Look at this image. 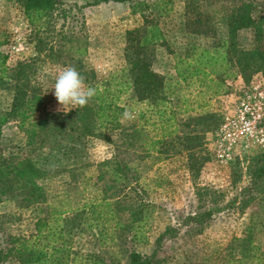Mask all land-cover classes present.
Returning <instances> with one entry per match:
<instances>
[{
    "label": "trees",
    "instance_id": "obj_1",
    "mask_svg": "<svg viewBox=\"0 0 264 264\" xmlns=\"http://www.w3.org/2000/svg\"><path fill=\"white\" fill-rule=\"evenodd\" d=\"M10 1L22 9L33 53L8 65L9 55L1 49L9 37L0 31V94L6 100L0 105V140L2 128L9 123H16L25 135L24 146L16 152L5 154L0 145V205L12 201L18 209L41 207L42 215L34 221L33 235H9L0 241V264H264V145L257 143L228 164L247 163L246 185L238 184L243 175L237 167L229 185L231 197H226L227 190L196 187V210L179 217V225L194 224L202 231L218 215L237 210L248 215L241 237H234L208 259L169 263L157 255L163 241L178 233L169 225L156 238L151 254L136 249L148 244L146 228L158 207L148 199L141 183L142 171L172 154L184 155L193 178H197L209 160L204 134H215L224 120L211 113L177 120L166 95L165 78L151 68L153 48L169 46L157 21L145 15L159 2L97 0L76 9L61 0ZM110 1L129 3L131 13L142 16L144 23L125 32V66L98 78L84 64L88 40L83 32L85 23L78 15L82 8ZM216 1L184 0L183 27L191 39L179 45L183 55L176 57L174 65L177 82H196L211 97L227 94L228 81L236 79L228 71L232 63L243 81L264 80V47L259 45L264 0H223L215 7ZM219 25L227 30L225 38H216ZM245 29H253L258 41L250 49L239 46L238 33ZM199 38L211 42L198 44ZM45 64L76 67L87 83L98 86L96 97L83 108L49 112L48 99L38 82ZM125 96L145 106L139 124L122 125ZM199 126L215 128H196ZM180 127H192L191 133L181 132ZM68 134L79 141L102 140L111 154L80 167H38L34 159ZM62 173L68 174V181L59 190L49 191L45 181ZM72 193L79 200L74 202Z\"/></svg>",
    "mask_w": 264,
    "mask_h": 264
},
{
    "label": "rangeland",
    "instance_id": "obj_2",
    "mask_svg": "<svg viewBox=\"0 0 264 264\" xmlns=\"http://www.w3.org/2000/svg\"><path fill=\"white\" fill-rule=\"evenodd\" d=\"M61 1L67 5L70 4L73 8H78L97 0ZM146 1L159 2L158 7L151 8L145 15L149 19L157 21L169 46L167 48L157 44L153 48L151 68L165 78L167 83L166 95L177 120L183 121L189 116L203 113L220 115L224 117V120L215 134H204L206 143L204 149L207 153L206 158L209 160L201 169L197 178H193L184 155L172 154L171 157L163 159L142 171L141 183L148 191V199L158 207L155 209L146 228L145 237L148 239V244L138 245L136 249L142 254H151L154 251L156 238L164 231L166 226L170 225L177 229L178 233L173 239L163 241L162 247L157 253L158 257L165 258L169 263L182 262L188 259L202 261L225 248L234 237H241L248 222V215L241 214L237 210L225 212L205 225L202 231H198L194 224L179 225L181 222L179 217L193 213L196 210L198 205L195 196L196 187L211 186L216 190H227L226 197H231L232 193L229 185L236 177L234 169L237 167H240L243 175L241 182L238 184L241 186L246 185L247 163L243 162L239 166L232 165V167H229L228 164L235 156L242 157L244 154L243 144H241L243 141H239L235 137L236 131L242 122L241 103L249 104L251 108L252 115L248 114L245 119L250 118L252 120L255 113L264 114V107H258L263 101L258 97L254 98L255 87L262 79L252 78L250 81H243L236 66L232 63L228 71L234 73L236 79L228 81L229 90L227 94L211 97L210 93L208 94L198 87L196 82H177L174 72L175 59L183 55L178 47L191 39L183 27L185 21L184 0ZM222 1L217 0L213 3V6L219 7ZM129 5V3L121 4L110 1L87 6L80 10L78 17L79 20L85 23L83 32L88 40V51L84 57V64L88 69H93L98 78L118 72L125 66L123 53L125 32L140 27L144 23L142 16L131 13ZM216 29V38L227 36L225 27L219 25ZM0 31L5 32L9 37V43L1 49L9 55L8 65L12 66L16 61L32 55L33 52L28 45L29 40L27 38L30 28L24 18L22 9L13 1L0 0ZM199 39L196 42L198 44L205 45L211 42V40ZM238 41L242 49H250L258 43L255 40L253 29L240 31ZM259 45L264 47V31ZM62 68L56 64H45L42 66L38 77V82L48 99L46 107L49 112H58L59 105L52 89L55 76ZM5 104V97L0 94V105ZM122 104L126 105V110H132L135 113V119L121 121L122 125L139 124V113L146 112L145 106L134 103L126 96L123 98ZM186 110L187 112H185ZM146 115L148 117V113ZM151 121L153 120L151 119ZM252 122L254 125L255 123L258 124V121L252 120ZM224 125H227L226 129L222 128ZM148 126L151 129L150 124ZM196 128L213 131L215 127L199 126ZM181 129L186 133H191L192 127H180V131ZM255 131L257 136L261 132L258 126ZM150 133L153 134V130ZM224 138L235 139L229 158L223 156V149L219 148L221 145H218L223 142ZM246 142L248 146L246 149H249L259 141L254 137ZM24 144L25 135L16 123H9L2 128L0 145L5 154L18 151ZM110 154L109 145L102 140L79 141L68 134L60 138L58 144H55L50 150H44L38 158L34 159V162L41 169L49 170L54 167L67 169L80 167L86 163H98L109 157ZM68 179V174L62 173L50 182L45 181V184L48 185L49 191H55L59 190L62 183L68 181ZM262 197L264 198V195ZM79 198L76 193H72L74 202ZM41 215V207L37 209L35 207L18 209L12 201H4L0 205V241L9 235L20 237L33 235L34 221ZM262 243H264V239H262ZM3 264L15 263L6 261Z\"/></svg>",
    "mask_w": 264,
    "mask_h": 264
},
{
    "label": "clouds",
    "instance_id": "obj_3",
    "mask_svg": "<svg viewBox=\"0 0 264 264\" xmlns=\"http://www.w3.org/2000/svg\"><path fill=\"white\" fill-rule=\"evenodd\" d=\"M46 71V69H45ZM54 95L58 102V112H69L77 107H86L96 97L98 86H92L86 82V78L74 66L63 67L55 76L53 85ZM68 110V111H66ZM135 119L132 110H125L121 115V121Z\"/></svg>",
    "mask_w": 264,
    "mask_h": 264
},
{
    "label": "built area",
    "instance_id": "obj_4",
    "mask_svg": "<svg viewBox=\"0 0 264 264\" xmlns=\"http://www.w3.org/2000/svg\"><path fill=\"white\" fill-rule=\"evenodd\" d=\"M259 98L263 102H261L258 107H264V80H261L255 87V94L254 98ZM250 99V97H249ZM241 109H242V119H241V126L237 129L235 137L239 139V141H243L241 144H243L244 150L248 147L247 142L249 139L256 137V139L259 141L257 144L264 145V114L255 113L252 116L253 121H258V124L254 125L252 120L250 118H246L248 114L252 115L251 108L249 104H245L244 102L241 103ZM257 126L259 127V130L261 131L258 136L256 134L255 128L257 129ZM223 129L227 128V125H224L222 127ZM221 128V129H222ZM235 142L234 138H224L223 142L221 144V147L219 148L223 149L224 155L226 158L230 157L231 149L233 147V144Z\"/></svg>",
    "mask_w": 264,
    "mask_h": 264
}]
</instances>
